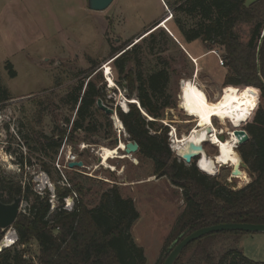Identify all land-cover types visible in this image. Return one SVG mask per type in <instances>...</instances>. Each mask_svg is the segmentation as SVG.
Returning a JSON list of instances; mask_svg holds the SVG:
<instances>
[{"label": "trees", "instance_id": "16d2710c", "mask_svg": "<svg viewBox=\"0 0 264 264\" xmlns=\"http://www.w3.org/2000/svg\"><path fill=\"white\" fill-rule=\"evenodd\" d=\"M246 1H166V6L176 14V18L173 15L176 31L186 45L201 41L209 51L214 48L224 51L222 60L232 75L226 79L230 88L223 93L227 102L223 101L224 105L219 106L229 112L228 122H237L244 104L250 109L252 99L254 101L250 118L248 114V119L252 116L253 119L245 127L250 140L237 149L252 177V182L243 189L234 190L217 177L201 172L196 162L191 166L185 165L170 148V130L161 121L165 119L167 110L176 108L170 93L171 64L163 56L166 52L164 46L173 42V37L163 28H158L143 38L142 44L130 48V43H124L113 47L110 53L115 56L122 52L113 61L116 85L126 90L128 98L137 100L141 106L140 109L137 104H128V111L117 112L129 140L139 145L135 155L139 160L150 159L154 165V176L167 178L171 185L182 191L185 209L176 221L165 250L206 227L232 223L264 224V110L261 106L256 108L260 100V92L256 88L245 87L250 96L245 91L242 96L238 91V86L257 85L261 97H264V0L250 6ZM243 27L248 29L246 42L241 36ZM170 32L175 37L172 29ZM150 56L155 58L153 66L149 63ZM92 68V72L61 100L75 112L68 140L77 132L97 136L102 128H112L109 116L97 106L98 100H104L107 87L100 72L95 70L96 67ZM7 70L10 78L14 79L17 74L11 63L7 64ZM10 100V90L0 81V106ZM101 118L105 124L100 122ZM65 137V131H61L59 137L42 135L36 140L34 150L54 161ZM44 171L52 177L50 168H44ZM55 171L58 182H62L61 174ZM67 172L71 187L66 186L57 193L56 199L61 206L53 211L49 192L40 195L28 184L3 178L0 172V200L9 204L15 198H21L29 203L27 213L19 214L13 225L18 235L16 249L2 250L0 264H26L18 247L27 246L31 241H36L39 246V264H147L145 250L132 235V229L140 218L134 200L125 198L120 186L114 184L98 192L99 202L90 208L83 196L95 188L90 186L87 189L89 181L91 184L96 181L80 173L79 169L70 171L74 178H70ZM74 193L82 198L77 197L73 210L68 211L63 208L64 201ZM245 235L248 234L221 232L207 235L190 244L175 264H264L250 260L236 247ZM220 237H232L236 244L216 255L211 242ZM194 250L189 258V253ZM162 259L157 264H162Z\"/></svg>", "mask_w": 264, "mask_h": 264}, {"label": "rangeland", "instance_id": "374dc122", "mask_svg": "<svg viewBox=\"0 0 264 264\" xmlns=\"http://www.w3.org/2000/svg\"><path fill=\"white\" fill-rule=\"evenodd\" d=\"M166 1L114 0L106 11L94 12L88 8V0H0V81L12 96V100L0 106V172L3 178L28 184L40 195L49 192L52 195V211L56 209L60 205L56 199L57 193L66 187L63 181L58 182L55 171L60 174L56 167L58 156L54 161L50 160L36 152L34 146L42 135L59 137L61 131H65L66 137L62 145L65 147L64 154L71 153L84 164L83 168L66 169L65 175L69 170L79 169L80 173L96 181L93 184L89 181L87 189L90 186L95 188L89 195L83 196L85 204L90 208L99 202V195L96 194L114 184L120 186L125 198L134 199L140 218L132 229V235L136 243L145 250L147 264H157L161 258L164 259V264L168 257L173 245L165 250L168 238L185 209L182 191L171 185L167 178L154 176V165L150 159L139 160L136 155L126 157L120 152L122 157L109 160L110 167L102 166L98 154L100 149L115 148L119 137L126 144L129 141L128 134L119 131L116 121L109 116L111 130L102 128L97 136L77 132L68 140L75 112L61 100L92 72V67H96L95 70L100 72L107 87L103 105L116 112L129 109L126 107V100L131 101L128 92L115 83L114 62H111L110 68L115 87L110 88L104 66L114 57L110 54L113 47L124 43H130V48L135 44H142L140 41L143 38L137 39L167 17L171 20L163 30L170 34L172 29L178 40L169 42L163 49L166 50L163 56L170 62L173 73L170 93L175 99L176 108L167 110L161 123L169 127L170 148L177 156L172 143L173 127L181 137L196 125V120L187 116L180 108L183 81L196 80L206 92L208 100L216 105H224L223 101L226 99L223 93L230 88L226 85V79L232 74L224 66L222 49L214 48L209 51L201 41L187 45L183 42L174 24L176 14L166 6ZM169 1L175 3L177 0ZM256 1L258 0H247L246 5L250 6ZM247 32V28L241 29L244 42L247 40ZM149 59L153 66L155 58L150 56ZM8 63L12 64L17 74L14 79L9 76ZM245 87H254L260 92L256 108L261 106L264 110V97H261L260 87L238 86L242 96L244 91L249 94ZM253 102L252 99L250 109L245 103L240 119L237 122H227L224 128L232 131L234 125L245 130L253 119V116L248 119ZM232 107L235 110L234 104ZM118 119L121 122L119 116ZM247 119L249 121L246 123ZM68 120L71 123L67 124ZM100 122L105 124L106 121L101 118ZM214 124L221 127L217 119ZM84 146L85 149H82ZM205 151L209 157L218 153L217 147L211 143L205 144ZM236 152L241 158L237 149ZM65 160V157L62 158L61 164L65 165ZM193 164L194 162L191 165ZM44 168L52 170V177L45 173ZM241 169L246 172L248 181L231 178L233 168L230 166L219 167L215 175H207L217 177L234 190H240L252 182L248 170ZM73 175L69 171V177L74 178ZM4 197L8 198L6 193ZM70 202L69 200V204L73 205ZM28 208L29 203L22 200L20 214L27 213ZM63 208L68 211L71 209L65 201ZM0 231V253L5 248L16 249L18 235L14 227ZM8 236L15 244L2 246ZM235 244L232 237H220L211 242V248L216 255H221ZM236 247L250 260L264 262L263 233L245 235L237 242ZM18 250L23 252L26 264H39L40 249L36 241L18 247ZM194 252L195 250L191 251L188 257Z\"/></svg>", "mask_w": 264, "mask_h": 264}, {"label": "bare ground", "instance_id": "6f19581e", "mask_svg": "<svg viewBox=\"0 0 264 264\" xmlns=\"http://www.w3.org/2000/svg\"><path fill=\"white\" fill-rule=\"evenodd\" d=\"M170 20L171 19H167L160 28H166ZM110 64L111 63L106 64L103 70L108 77L107 81H109L111 88L115 87L116 85L111 78ZM181 87L180 108L187 116L196 120V125L190 130L189 133L181 137L177 135V131L173 127L172 143L174 151L176 153L178 152L179 154H181L183 151H186L185 145L188 142H194L196 144L211 143L217 147L218 153L216 156H214L215 158L209 157L204 150V152L201 154L202 157L198 162V168L202 172L209 175H215L219 167L230 166L234 168L235 166H240L241 159L235 149L238 139L234 136V134H232L231 130H226L224 128L229 119V112L221 106L216 105L213 101L208 100L206 92L197 84L196 80H184ZM127 102H131L133 104L138 103L136 100H126V103ZM122 105L125 107V103ZM126 107L128 108L127 105ZM216 119L220 121V128L216 127L214 124V120ZM114 120L117 123V128L121 129V132L123 133L122 124L119 119L114 116ZM198 128H201V130H198ZM208 128L213 130L211 134H209ZM219 134H229L227 141L221 142L218 139ZM121 150H125V143L122 141L119 148L115 147L113 149H109L102 147L98 153L99 159H101V165L110 167L108 165L109 160L122 157L120 153ZM244 172L241 169V175L234 177V179L248 181L245 174L246 172ZM10 243L12 244L14 242H12L10 240V236H8L3 242L2 246Z\"/></svg>", "mask_w": 264, "mask_h": 264}, {"label": "water", "instance_id": "95a60500", "mask_svg": "<svg viewBox=\"0 0 264 264\" xmlns=\"http://www.w3.org/2000/svg\"><path fill=\"white\" fill-rule=\"evenodd\" d=\"M113 2H114V0H88V8L94 12H104L112 5ZM166 20H167V17L162 19L157 25H155L152 29H150L149 31L144 33L137 40L144 38L147 34L151 33L152 31H155V29L160 28L161 25H163L166 22ZM170 35L173 37L174 40H176L171 33H170ZM121 53L122 52L118 53L116 56L120 55ZM116 56L111 58L108 61V63L113 62L114 59L116 58ZM127 103L133 104L131 102H127ZM135 104H137L138 107L141 109L139 102L135 103ZM97 106L100 110L104 111L108 116H110L112 118H114V116H115L118 118V113L115 110L104 106L102 100H98ZM124 111L126 112V110H124ZM143 114L146 116V114L144 112H143ZM121 124H122V122H121ZM240 127L241 126H234L233 125L232 134H234V136L238 139V143L236 144L235 149H238L240 146L248 143L250 140V137H249L247 131L240 129ZM122 130L125 131L124 132L125 134H127L123 124H122ZM198 130H201V128H198ZM212 131L213 130L211 128H208L209 134H211ZM228 137H229V134H226V135L225 134H219L218 135V139L221 142H226ZM128 138H129V136H128ZM205 144L204 143L196 144L194 142H188L185 145L186 151H183L181 154H179L177 152V157L181 161H183L186 165H191L193 162H196L197 167H199L198 162H199L200 158L202 157L201 154L205 150ZM120 145H121V139L119 137L116 139V148H119ZM138 151H139V145L136 142L130 141V140L125 144V150H121V152H123L124 156H126V157L135 155L138 153ZM99 162L101 163V159H99ZM69 168L71 170L76 169V168H83V162L70 163ZM241 168L247 169V165L243 162L242 159H241V165L235 166L233 168L232 173H231V178L234 179V177L241 175ZM71 202H72V200H71ZM21 205H22V199L21 198H15L12 204H4L0 200V229L5 231L14 225V223L16 222V220L20 214ZM221 232H243L246 234H262V233L264 234V224L232 223V224H220V225L200 229V230L188 235L183 240L176 242L173 245V247L171 248V250L168 254V257H167L164 264H175L176 261L181 256L182 252L190 244H192L193 242H195L197 240H200L201 238H203L207 235H210L213 233H221Z\"/></svg>", "mask_w": 264, "mask_h": 264}, {"label": "built area", "instance_id": "2783aa9c", "mask_svg": "<svg viewBox=\"0 0 264 264\" xmlns=\"http://www.w3.org/2000/svg\"><path fill=\"white\" fill-rule=\"evenodd\" d=\"M221 61V64L223 65V61L222 60H220ZM119 131H121V129H119ZM171 135H172V133H171ZM82 149H85V146L82 148ZM64 152H65V147H62V149L59 151V154H58V159H57V164H56V167H57V169H58V171L60 172V174H61V176H62V179H63V184L64 185H66L67 187H71L70 185H69V183H68V181H67V178H66V175H65V170L67 169H69V164L70 163H75V162H79V159H78V157L77 156H73V155H71V153H65L64 154ZM65 157V161H66V164L64 165L63 163L61 164V160H62V158H64ZM84 165V164H83ZM69 171H71V170H69ZM77 198V194L76 193H74L73 194V196H71V197H69V198H67V199H65V202H66V205H69V207H71V209H70V211H72L73 210V207H74V200ZM72 200V203H73V205H70L69 204V200ZM67 208V207H66ZM68 209V208H67ZM15 244V242L14 243H12V245H14Z\"/></svg>", "mask_w": 264, "mask_h": 264}, {"label": "crops", "instance_id": "0c3cea01", "mask_svg": "<svg viewBox=\"0 0 264 264\" xmlns=\"http://www.w3.org/2000/svg\"><path fill=\"white\" fill-rule=\"evenodd\" d=\"M164 1V0H163ZM172 34V33H171ZM175 38V37H174ZM176 39V38H175ZM177 40V39H176ZM177 42H178V40H177ZM134 200V199H133ZM135 202V201H134Z\"/></svg>", "mask_w": 264, "mask_h": 264}]
</instances>
